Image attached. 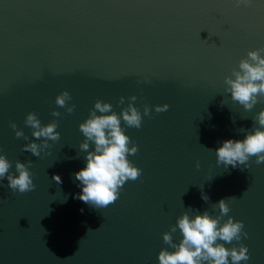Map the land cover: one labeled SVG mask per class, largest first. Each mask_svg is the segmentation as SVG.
I'll return each mask as SVG.
<instances>
[{
	"label": "water",
	"instance_id": "95a60500",
	"mask_svg": "<svg viewBox=\"0 0 264 264\" xmlns=\"http://www.w3.org/2000/svg\"><path fill=\"white\" fill-rule=\"evenodd\" d=\"M257 48H264V0L239 7L234 0H0V154L11 172L17 160H32L36 185L20 194L0 181V264H159V252L173 250L163 234L189 207L193 218L196 210L215 217L213 204L228 197L237 199L224 220L243 221L248 237L226 246L243 243L250 259L241 264H264V163L252 157L249 168H225L215 152L227 139H244L264 109L245 111L225 92V77ZM65 90L76 105L71 114L55 103ZM133 95L142 113L145 104L152 109L140 129L122 121L139 145L129 159L142 175L95 209L76 198L75 173L87 163L79 125L97 100L121 113L130 100L120 105V97ZM164 104L170 108L157 113ZM30 112L59 125L60 139L40 157L21 151L35 140L24 123ZM173 238L181 241L179 229Z\"/></svg>",
	"mask_w": 264,
	"mask_h": 264
},
{
	"label": "clouds",
	"instance_id": "9594fccd",
	"mask_svg": "<svg viewBox=\"0 0 264 264\" xmlns=\"http://www.w3.org/2000/svg\"><path fill=\"white\" fill-rule=\"evenodd\" d=\"M237 7L248 5L251 0H234ZM224 83L225 92L231 94V99L239 103L245 111H252L258 103H264V48L250 50L247 56L239 61L238 68H233L231 75L226 76ZM130 102L121 113L114 111L111 102L97 100L89 117L79 125L80 131L85 139L80 144V150L86 152V166L75 173V180L80 182L82 192L76 198L90 205L95 209L105 208L119 199L123 186L129 180L135 181L142 175V169L134 165L129 156L135 155L139 151V145L134 144L131 137L126 134L122 121L127 127L140 129L144 116L151 115V107L144 105L143 113L135 105L137 97H120L118 103L125 104V100ZM72 96L68 91L60 93L55 100L60 108H66L69 114L75 111L76 105L69 106L68 102ZM222 104H225L224 100ZM170 105H156L155 111L162 113L167 111ZM54 117H60L57 110L52 112ZM26 126L33 129L32 135L35 140L25 143L22 152H30L36 157L49 149V140L58 141L60 132L58 121H52L43 125L36 112L27 114L24 121ZM10 127L15 130L16 137L28 141L22 129H17L15 122L10 123ZM243 131V129H241ZM42 143H37L41 140ZM94 145V150H89ZM217 163L225 168L231 166L238 168L243 166L249 168L248 163L252 157H256V163H264V109H261L253 117V129L247 131L244 139H227L222 146L216 150ZM33 161L27 163L17 160L15 162V172H11L12 162L6 154H0V181L5 178L8 187L12 192L24 194L35 190L33 174L30 171ZM200 167L199 162L196 165ZM57 184H61L62 177L54 175L52 178ZM203 189V188H201ZM202 199L207 202L209 196L202 190ZM236 197L221 199L214 203L213 207L219 209L218 216H212L207 210L202 214H197L194 218L191 215L192 208H188L177 223L172 225L170 231L163 234V241L169 248H164L159 252V264H241L242 261L250 259L248 246L240 243L229 248L226 244L233 241H241L242 237L247 238L248 233L244 231L243 221L235 220L229 216L224 217L231 211L230 203ZM223 221V222H222ZM179 229L182 239L179 243L174 242L173 233Z\"/></svg>",
	"mask_w": 264,
	"mask_h": 264
}]
</instances>
